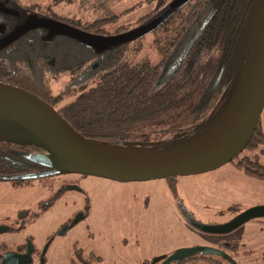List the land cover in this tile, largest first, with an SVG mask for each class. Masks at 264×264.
<instances>
[{
  "label": "rangeland",
  "instance_id": "374dc122",
  "mask_svg": "<svg viewBox=\"0 0 264 264\" xmlns=\"http://www.w3.org/2000/svg\"><path fill=\"white\" fill-rule=\"evenodd\" d=\"M36 3L44 10L55 7L60 13L75 15L86 23H98V2L93 0L23 1L24 5ZM155 3L156 0H153L152 4ZM5 4L10 5L8 1ZM151 6L145 0H122L114 4L112 13L118 18L104 26L110 32L108 35H113L121 25H137ZM154 33L101 47L50 31V37L44 39L45 44L40 43V49L47 48L49 52L42 54L40 50L33 60L45 67L47 63L57 61L59 55H65L69 66L79 63L83 66L93 65L92 78H88L92 82L100 73L123 62L158 63L162 53L155 42L157 35ZM55 35L64 40L55 42ZM28 36L26 34L23 38ZM50 49L55 51L50 52ZM46 71L53 78L51 69L47 68ZM69 79L68 76L60 80L51 79L52 93L64 91ZM231 90L223 95V107L228 106L232 98L235 89L229 93ZM71 100L65 97L56 106L60 108ZM0 132L32 152L45 150L19 125L2 115ZM233 163L230 161L201 174L148 181L121 182L72 172L45 175L40 172L42 168L36 169L40 176L29 178L25 183L13 184L12 181L1 180L0 225L7 227V230L0 233V244L6 243L17 251L25 249V245L31 242L35 248L33 264H68L73 243L77 239L81 244H89V247L112 257H120L127 252H145L153 256L165 249L196 246L200 240L196 222L221 226L253 206L264 205V181L245 174ZM71 180L76 187H65L64 184H70ZM81 213L86 217L65 233H59L63 226ZM22 226L14 230V227ZM90 234L94 236L93 239ZM204 234L207 240L200 242L212 247L222 245L225 249L223 255H218L221 259L219 264H264V216L249 219L228 232ZM136 240H140L139 246ZM211 240H214L213 244ZM123 241L129 243L128 248L120 246ZM112 244L116 249L113 254L109 249Z\"/></svg>",
  "mask_w": 264,
  "mask_h": 264
},
{
  "label": "trees",
  "instance_id": "16d2710c",
  "mask_svg": "<svg viewBox=\"0 0 264 264\" xmlns=\"http://www.w3.org/2000/svg\"><path fill=\"white\" fill-rule=\"evenodd\" d=\"M118 1L105 0L98 4V23L88 25V30L109 34L104 26L117 20L111 8ZM248 6L237 17L231 12L232 19L223 10L213 31L201 37L203 42H198V35L188 31L191 33L187 35L186 51H178L170 63L123 62L100 73L92 82L88 80L86 86L78 88L81 94L59 112L84 136L113 145L159 150L194 140L222 116L227 107L222 106L223 95L236 88L249 48L245 19ZM211 8L206 9V14ZM227 20H231L230 25ZM188 22L183 30L190 25ZM129 28L121 25L114 33ZM92 75L93 71H89L88 76L92 78ZM37 80L41 82L38 77ZM19 81L12 83L19 85L22 82ZM258 135L256 129L249 147L256 144ZM31 154L30 149L0 132V181L23 180L20 177L23 173H37L32 172ZM203 260L220 263L191 256L178 264H199Z\"/></svg>",
  "mask_w": 264,
  "mask_h": 264
},
{
  "label": "water",
  "instance_id": "95a60500",
  "mask_svg": "<svg viewBox=\"0 0 264 264\" xmlns=\"http://www.w3.org/2000/svg\"><path fill=\"white\" fill-rule=\"evenodd\" d=\"M189 0H173L140 25L113 35H97L73 26L48 20H29L0 41V46L37 25H46L80 41L110 47L144 37L180 10ZM249 48L236 88L222 116L194 140L167 149L118 146L90 139L78 132L48 101L34 92L0 81V115L24 128L27 135L46 148L30 159L47 166L43 174L60 172L94 175L121 182L148 181L187 176L215 170L234 160L253 137L264 110V0H255L248 20ZM40 176L23 174L22 178ZM264 216V205L253 206L221 226L202 225L210 232H228L243 222ZM79 215L75 221L79 220ZM7 228L0 225V233ZM64 231V229H63ZM34 245L25 253L6 251L0 264H31ZM201 253H221L207 246L182 247L162 264ZM156 258L154 261L160 260Z\"/></svg>",
  "mask_w": 264,
  "mask_h": 264
},
{
  "label": "flooded vegetation",
  "instance_id": "af4514ba",
  "mask_svg": "<svg viewBox=\"0 0 264 264\" xmlns=\"http://www.w3.org/2000/svg\"><path fill=\"white\" fill-rule=\"evenodd\" d=\"M5 1H8L10 5H6ZM23 1L24 0H0V41L6 39L9 35L14 33L29 20L53 21L52 19H54L57 20L58 22L73 26L75 28L81 29L86 32H90L97 35H108V34H100L98 32L88 30V25L94 23H86L85 21H83L82 18H78L75 15L62 14L60 13V11L56 10L55 7H50L48 9L45 8L44 10L42 7H39L38 3H36L35 5H24ZM60 1L69 2L74 0H60ZM80 1L85 2V0H80ZM104 1L105 0H93V2H98V4H102ZM120 1L122 0H119L115 4L119 3ZM145 1L152 5L151 9L147 11L145 14H143V16L140 18V19L143 18V21H140L137 25L130 26L129 29L134 28L140 25L141 23H143L144 21H146L147 19L151 18L173 0H156V3L154 5L152 4L153 0H145ZM254 1L255 0H189L180 10H178L173 15H171L160 26H158L153 31L148 33L150 34L155 32L154 34L157 35L155 42L159 45L162 53L159 62L163 61L162 63H170V61L177 54L178 51L185 50L184 46H186L185 43L187 41V35L190 34L191 32H193L194 35L195 34L198 35L199 37L198 42H203L201 37L207 36L210 32L213 31L214 25L218 21L217 16L221 13L223 14L224 13L223 10L227 11L228 13L227 15L229 16V19H232L233 16L237 17L240 12L246 10L247 5L250 4V7L248 6L250 8L249 12L247 14L245 13L246 36H247L248 20ZM213 4L215 5L213 6ZM210 6H212V8L206 14V9H208V7ZM231 12H233V16L230 18ZM187 20L190 22H188ZM96 21L98 22V19ZM229 21L231 20H227V23L230 25ZM187 22L190 25L186 28V30H183L182 27H184ZM127 30H123L114 34H118ZM50 31L59 32L50 26L37 25L25 31L24 33H22L17 38L10 41L9 43L0 46V81L12 85L20 86L34 92L44 100L48 101L59 111L64 106L63 105L62 107L57 108L56 105L60 100H62L65 97L71 98L73 100L77 98L78 95L81 94V92L79 91L77 93L76 90L78 88L86 86V83L88 82V78H89L88 73L89 71L94 70L93 69L94 66L93 65H88L90 67L86 65L83 66L82 63L69 66L67 62L68 61L67 57L65 55H59L57 61H51L53 63H47V66L45 67L35 63L33 57H35L36 54L40 53L41 50L40 43L42 42V44H45L44 39H48V37H50L49 36ZM188 31L191 32L189 33ZM26 34H29V36L27 38H23ZM53 40L55 42L61 43V41H63L64 38H60L59 36L55 35ZM13 49L15 50L14 52L12 51ZM30 49L33 50V52H31ZM162 50H164L165 52H163ZM41 51L43 52L42 54H46L47 52H49V49L46 48ZM51 51H55V50L50 49V52ZM47 68L51 69V71L53 72L54 75L53 78L46 71ZM67 76L70 79L64 91H60L57 94L52 93L50 81L56 79L60 80L61 77H67ZM37 77L38 79L39 78L41 79V82L37 80ZM54 77L56 79H54ZM19 80L22 81L21 83H19V85L12 83V82H20ZM40 84H42V87L40 86ZM45 87L49 89L48 90L49 92H47V89ZM54 101L56 102L54 103ZM262 115L260 117L257 126L258 127L257 129H259V135H258V140L255 141L256 144L250 147L247 145L246 148L243 150V152L246 151L245 154L236 156V158L237 157L238 158L237 159L234 158V160L232 161L234 162L233 164L235 168L242 170L245 174L249 176L264 181V120L262 119ZM19 127L22 130H24V128H22L20 125ZM45 151L46 148L43 152ZM32 153H37V152H32ZM239 164H241L240 168L238 166ZM32 166H33L32 172H37L36 169L38 168H42L40 172H45L50 170L49 167L48 168L43 167L44 165L35 162H33ZM65 173L68 174L71 172H60L56 174L61 175ZM56 174H48V175H56ZM13 176L14 175L12 176L10 175L9 177L13 178ZM28 179L29 178H25L23 180L11 179L9 181H12L13 184H20L27 182ZM72 181L73 180H71L70 184L68 183V185H66L65 183L64 184L65 187L66 186L76 187L72 183ZM63 190L64 189L62 188V191ZM79 215L81 216L80 219L86 217L84 213L83 214L81 213ZM75 219L72 220L69 224L63 226L62 229L59 231V233L60 234L65 233L69 228H71L73 224H76L80 220L79 219L75 221ZM202 225L205 224L201 222L200 223L196 222V227L197 229H199L198 237L200 238L199 244H197L196 246L212 247L210 245L203 244V242H200L201 240H204L206 242L207 235L204 234V232H210L203 229L201 227ZM23 227L24 226L14 227V230L21 229ZM90 236L92 239L94 238L93 235L90 234ZM139 242L140 240L135 241V243L138 246L140 245ZM213 242L214 240H211L210 243L213 244ZM113 245L114 244H112L109 247L110 252L112 254L116 250L115 247H113ZM120 246L123 249H126L129 247V243L123 241L120 243ZM194 246H190V247H194ZM27 248H28V244L25 245V249L17 250L16 252L25 253L27 251ZM214 248L220 249L222 252L212 254V253H201L200 251H196L192 256H200L203 259L209 258L210 260L215 259V260H219V262L221 263V259H219L218 255L219 256L223 255L225 253V249L223 248L222 245H218L217 247ZM178 249H174V248L165 249L153 256H149L145 252H139V253L127 252L120 257L119 256L112 257L106 255L104 252L103 253L100 252L97 248L94 249L92 247H89V244H81V242L77 239L73 243L71 250V257L68 264H162L163 261L168 256L175 253ZM6 251H15V250H12L6 243L0 244V256H1L0 262ZM162 256L163 258H161L160 260L154 261L156 258ZM32 258H33V253H32ZM181 260L179 261L174 260L171 261L169 264H178V262H180ZM201 262H207V261L203 260ZM207 263H211V262H207ZM31 264H33V261Z\"/></svg>",
  "mask_w": 264,
  "mask_h": 264
},
{
  "label": "bare ground",
  "instance_id": "6f19581e",
  "mask_svg": "<svg viewBox=\"0 0 264 264\" xmlns=\"http://www.w3.org/2000/svg\"><path fill=\"white\" fill-rule=\"evenodd\" d=\"M35 30V29H34ZM57 38V37H56ZM85 74V73H84ZM238 161V160H237ZM44 167V166H43Z\"/></svg>",
  "mask_w": 264,
  "mask_h": 264
}]
</instances>
